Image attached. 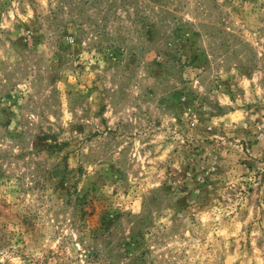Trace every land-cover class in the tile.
<instances>
[{
  "label": "rangeland",
  "instance_id": "1",
  "mask_svg": "<svg viewBox=\"0 0 264 264\" xmlns=\"http://www.w3.org/2000/svg\"><path fill=\"white\" fill-rule=\"evenodd\" d=\"M0 264H264V0H0Z\"/></svg>",
  "mask_w": 264,
  "mask_h": 264
}]
</instances>
